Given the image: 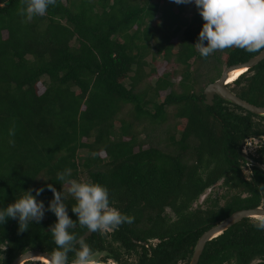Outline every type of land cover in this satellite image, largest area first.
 I'll use <instances>...</instances> for the list:
<instances>
[{
	"label": "trees",
	"instance_id": "16d2710c",
	"mask_svg": "<svg viewBox=\"0 0 264 264\" xmlns=\"http://www.w3.org/2000/svg\"><path fill=\"white\" fill-rule=\"evenodd\" d=\"M25 6L0 0V207L43 187L37 199L47 208V185L62 190L57 174L71 170V179L105 185L110 202L134 217L83 239L95 257L189 264L216 221L260 205L264 170L246 165L242 144L264 135V116L219 96L206 104L204 94L224 68L258 53L231 48L201 58L194 44L203 19L194 3L57 0L31 20L19 14ZM228 87L264 106V59ZM249 156L264 165V143ZM221 180L233 192L223 202L210 190ZM66 203L76 220L75 201ZM56 220L46 211L24 232L17 219L0 224V264L28 250L53 251ZM254 221L209 240L198 264H264V230ZM73 232L80 239L87 229ZM150 239V250L139 243ZM74 259L70 252L68 263Z\"/></svg>",
	"mask_w": 264,
	"mask_h": 264
},
{
	"label": "clouds",
	"instance_id": "9594fccd",
	"mask_svg": "<svg viewBox=\"0 0 264 264\" xmlns=\"http://www.w3.org/2000/svg\"><path fill=\"white\" fill-rule=\"evenodd\" d=\"M172 2L194 3L197 7L203 25L194 46L201 58L207 59L217 51L231 48L248 53H264V0ZM24 3L26 6L19 10V14L31 20L46 15L49 7L57 4V0H24ZM10 135H14V132ZM70 177L71 170L57 174V180L62 185L60 191L53 184L47 185L53 193L47 208L43 200L37 199L44 192L43 187L35 189V195L32 190L24 191L13 203L0 207V224H4L8 218L17 219L19 231L24 232L29 229L30 223L39 224L45 212L50 211L57 220L50 228L56 248L47 255L49 264H68L70 252L75 253L73 264H94L93 249L83 239L78 240L73 230L78 226L90 233L118 229L124 223L131 224L134 217L123 213L110 202L109 189L105 185L90 179L77 180ZM258 191L264 196V185L258 184ZM69 197L75 201L71 205V212L77 217L76 220L69 215L66 203ZM254 226L264 230V215L255 218Z\"/></svg>",
	"mask_w": 264,
	"mask_h": 264
},
{
	"label": "water",
	"instance_id": "95a60500",
	"mask_svg": "<svg viewBox=\"0 0 264 264\" xmlns=\"http://www.w3.org/2000/svg\"><path fill=\"white\" fill-rule=\"evenodd\" d=\"M264 59V53H258L257 55L253 56L246 62L234 64L231 66H228L224 68L222 71L221 76L214 82L208 84L204 89L205 94V102L206 104L213 105L215 96H219L220 98L224 99L225 101L231 102L233 104H236L245 110L256 114V115H262L264 116V106H258L255 104H252L241 97H239L237 94H235L233 91L230 90L228 87L229 84H227V80L229 79V75L233 70H236L237 68H245L250 69L257 65L259 62H261ZM244 158L249 161L253 162V160L248 156L247 153L243 152ZM260 168L264 169V166L260 164H256ZM259 215H264V201L262 200L261 204L254 208H248V209H241L234 213H232L230 216L226 217L223 220L216 221L210 228H208L197 240L196 245L193 248V255L191 257V260L189 264H198L199 259L201 257V254L204 250V247L206 243L215 238L216 236L222 234L224 231L232 227L233 225L239 223L241 220L245 218H253L255 219ZM92 233L86 232L81 239L88 238ZM47 255L48 252H43L40 250H29L21 255H19L16 259H14L11 264H23L26 261L32 260L36 257L39 258H45L47 261ZM99 264H111L109 262H98ZM70 264V263H68ZM73 264V263H71Z\"/></svg>",
	"mask_w": 264,
	"mask_h": 264
},
{
	"label": "flooded vegetation",
	"instance_id": "af4514ba",
	"mask_svg": "<svg viewBox=\"0 0 264 264\" xmlns=\"http://www.w3.org/2000/svg\"><path fill=\"white\" fill-rule=\"evenodd\" d=\"M238 79V78H237ZM237 79H235L233 82H235ZM232 82V83H233ZM250 140H253L254 141V143H256L255 144V150H257V148H258V146H259V144H262V143H264V135H262V136H258V137H256V138H252V139H249V141ZM256 140L258 141V143L256 142ZM247 143H248V141L246 142H243V144H242V155H243V152H245L244 151V149L246 148V145H247ZM255 150H254V152H248V156H249V154L250 153H252V154H254L255 153ZM245 153H247V152H245ZM244 157V156H243ZM250 157V156H249ZM251 158V157H250ZM252 159V158H251ZM246 160V159H245ZM253 160V159H252ZM247 161V160H246ZM258 162H255L254 160H253V162H249V161H247V163H246V165L247 166H249L250 164H253V165H256ZM261 165V164H260ZM257 166V165H256ZM262 166H264V165H262ZM262 169V168H261ZM262 170H264V169H262ZM263 201H264V199H262ZM262 202V201H261ZM261 204V203H260ZM112 230L113 229H110V230H105V231H103V233H107V232H112ZM86 233V232H85ZM84 233V234H85ZM83 234V235H84ZM81 239V238H80ZM79 240V239H78ZM140 244H142V245H144V246H146L147 248H149V250L151 249V245L150 244H152V245H155V243H156V239L155 240H152V239H150L149 240V242H147V241H140L139 242ZM29 251V250H28ZM27 252V251H26ZM104 256L105 255H101L99 258H98V260H94V261H96V262H109V263H111V264H118V263H116L113 259H110V258H108V259H105L104 258ZM30 261H32V262H40L41 264H45V263H43L42 261H38V260H29V261H26V262H24L23 264H26L27 262H30ZM31 264H33V263H31Z\"/></svg>",
	"mask_w": 264,
	"mask_h": 264
},
{
	"label": "rangeland",
	"instance_id": "374dc122",
	"mask_svg": "<svg viewBox=\"0 0 264 264\" xmlns=\"http://www.w3.org/2000/svg\"><path fill=\"white\" fill-rule=\"evenodd\" d=\"M162 66H163V64H161L160 66H158V68H160L159 69L160 71L162 70ZM165 94H166V92H162L161 93V96L163 97V96H165ZM182 124H183V120H182V122L180 124L181 127H182ZM256 142L258 143L257 140H256ZM255 144L256 143H254L253 140L248 141V143H247L246 148L244 149V151L247 152V154H248V152H254V150H255ZM243 170H244V174L247 175L248 172H247V170H246L245 167L243 168ZM210 190L212 192V196L213 197H219V198H221V202H223V200H222L224 198L223 196H227L228 197L229 195L233 194L232 191H229L228 189H226V187H223L222 186V180L219 181L216 185H214ZM203 197H205V195ZM201 202H203V201H201ZM197 204L198 203H196V205ZM201 205L204 207L205 206L204 205V202ZM100 256L101 255L96 256L94 258V260H98V258Z\"/></svg>",
	"mask_w": 264,
	"mask_h": 264
},
{
	"label": "bare ground",
	"instance_id": "6f19581e",
	"mask_svg": "<svg viewBox=\"0 0 264 264\" xmlns=\"http://www.w3.org/2000/svg\"><path fill=\"white\" fill-rule=\"evenodd\" d=\"M246 71H247V69L240 68V67L237 68L236 70H233L229 75V79L227 80V84H231L236 78H238L241 74H243ZM33 260H38V261H42L45 264H49V261H47L45 258L36 257ZM94 264H99V263L94 262Z\"/></svg>",
	"mask_w": 264,
	"mask_h": 264
}]
</instances>
